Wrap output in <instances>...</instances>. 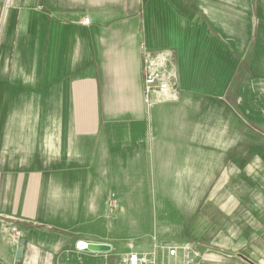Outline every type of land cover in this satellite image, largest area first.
<instances>
[{
    "label": "crops",
    "instance_id": "1",
    "mask_svg": "<svg viewBox=\"0 0 264 264\" xmlns=\"http://www.w3.org/2000/svg\"><path fill=\"white\" fill-rule=\"evenodd\" d=\"M150 49L179 89L147 102ZM164 243L264 264V0H0V264H175Z\"/></svg>",
    "mask_w": 264,
    "mask_h": 264
},
{
    "label": "built area",
    "instance_id": "2",
    "mask_svg": "<svg viewBox=\"0 0 264 264\" xmlns=\"http://www.w3.org/2000/svg\"><path fill=\"white\" fill-rule=\"evenodd\" d=\"M91 19L85 18L89 24ZM143 93L145 100L163 98L166 95L174 96L179 89V80L174 55L169 50H146L142 62ZM15 229V236H20V231ZM169 256L175 264H192V250L184 247L183 251L177 246L168 250ZM196 255V254H195ZM107 264V263H104ZM117 264H157L154 256L147 254L131 253L123 257Z\"/></svg>",
    "mask_w": 264,
    "mask_h": 264
},
{
    "label": "rangeland",
    "instance_id": "3",
    "mask_svg": "<svg viewBox=\"0 0 264 264\" xmlns=\"http://www.w3.org/2000/svg\"><path fill=\"white\" fill-rule=\"evenodd\" d=\"M232 101H234L233 99H232ZM210 196V195H209ZM209 196H207V198L205 199V204H206V202L208 201V199H209ZM195 201V198H193L192 200H189V202H192V201ZM111 202H115V197H113V196H111L110 197V199H109V208H110V213H112V214H115V212H116V207H114V208H111ZM164 204L166 205V207L167 208H169V207H174V206H170L171 205V202H170V200H168V199H166V200H164ZM189 204V206H190V204L191 203H188ZM178 210V209H177ZM176 210V211H177ZM187 211H188V213L187 214H184L183 216H181L182 218H183V222H186V227H187V229L185 230V229H180V228H178L177 230H175V231H173L176 235H178V236H182V238L183 239H181V240H183V241H186V240H188V241H190V239H189V234H190V227H191V223L193 222V219H194V217H195V214L194 213H190V209L188 208L187 209ZM170 216V215H169ZM179 217L180 216H178V219H179ZM180 217V218H181ZM176 221H177V219H176V217L174 216V224L176 223ZM180 223V225H182L181 224V221L179 222ZM125 237L126 238H128V234H126L125 235ZM125 238V239H126ZM128 240V239H127ZM126 240V241H127ZM164 246L166 247V248H170V247H172V246H170L169 244H166V243H164ZM206 251H209V252H213V250H210L209 248L206 250ZM119 261H118V259L116 258V257H111V258H108V261L106 262L107 264H117Z\"/></svg>",
    "mask_w": 264,
    "mask_h": 264
},
{
    "label": "water",
    "instance_id": "4",
    "mask_svg": "<svg viewBox=\"0 0 264 264\" xmlns=\"http://www.w3.org/2000/svg\"><path fill=\"white\" fill-rule=\"evenodd\" d=\"M25 240L21 241V246L17 252V259H21L23 256ZM83 248L93 252H107L112 249V246L108 243H83Z\"/></svg>",
    "mask_w": 264,
    "mask_h": 264
},
{
    "label": "trees",
    "instance_id": "5",
    "mask_svg": "<svg viewBox=\"0 0 264 264\" xmlns=\"http://www.w3.org/2000/svg\"><path fill=\"white\" fill-rule=\"evenodd\" d=\"M245 66H247V68H248L249 65H248V62L246 63V62L244 61L243 63H241V66H240V67H241V69H242V68H244Z\"/></svg>",
    "mask_w": 264,
    "mask_h": 264
},
{
    "label": "bare ground",
    "instance_id": "6",
    "mask_svg": "<svg viewBox=\"0 0 264 264\" xmlns=\"http://www.w3.org/2000/svg\"><path fill=\"white\" fill-rule=\"evenodd\" d=\"M86 243V242H85ZM84 245V244H83Z\"/></svg>",
    "mask_w": 264,
    "mask_h": 264
}]
</instances>
